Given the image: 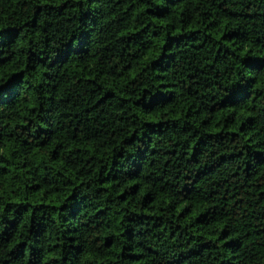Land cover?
Wrapping results in <instances>:
<instances>
[{
    "label": "trees",
    "instance_id": "trees-1",
    "mask_svg": "<svg viewBox=\"0 0 264 264\" xmlns=\"http://www.w3.org/2000/svg\"><path fill=\"white\" fill-rule=\"evenodd\" d=\"M0 264H264V0H0Z\"/></svg>",
    "mask_w": 264,
    "mask_h": 264
}]
</instances>
